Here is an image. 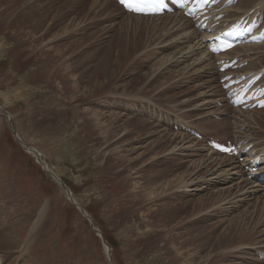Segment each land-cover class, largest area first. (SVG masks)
Segmentation results:
<instances>
[{"label": "rangeland", "instance_id": "374dc122", "mask_svg": "<svg viewBox=\"0 0 264 264\" xmlns=\"http://www.w3.org/2000/svg\"><path fill=\"white\" fill-rule=\"evenodd\" d=\"M92 2L0 0V100L20 137L112 241L113 264H264L254 259L264 223L254 244H238L242 232L227 228L253 225L264 190L251 183L240 200L219 197L253 180L206 145L212 136L264 143V109L242 115L225 103L213 58L208 76L198 74L204 55L193 24L164 35V22L173 26L164 16L143 20L159 32L132 34L122 10ZM261 50L245 72L264 67ZM172 121L204 138L174 141L185 132ZM209 159L218 164L209 179L191 173ZM44 168L0 105V264H110L89 220Z\"/></svg>", "mask_w": 264, "mask_h": 264}, {"label": "bare ground", "instance_id": "6f19581e", "mask_svg": "<svg viewBox=\"0 0 264 264\" xmlns=\"http://www.w3.org/2000/svg\"><path fill=\"white\" fill-rule=\"evenodd\" d=\"M82 1V0H81ZM87 1V0H86ZM247 1H249V2H247V3H243V2H245V0H239L238 1V3L236 4V5H234L233 7H230L227 11L229 12V14H228V18L227 19H224V20H222V21H225V20H230V21H233L234 19H236L237 17H239V16H241L242 14H245V13H248L252 8H254V7H257V6H260L259 7V10H261L263 13H264V4H261V3H264V2H262L263 0H261L260 2V4L258 3L259 2V0H247ZM92 4L93 5H95V4H98L99 6H101V7H105L106 8V6H109V5H113L115 8H118V9H120V10H122L125 14H126V17L124 18V22L127 24V25H129L130 23H131V21H134L135 23L134 24H131L132 25V27H131V30L130 31H132L133 33L132 34H136V33H139V32H141V31H148V33L149 32H159V31H157V25L158 24H155V25H151V24H147V21L145 22V21H143V20H146V19H155V18H162V17H164L165 16V18L166 17H168V19H170L171 20V22L173 23V26L172 27H167V21H165L164 22V26L162 27V29H161V31H165V33H164V35L167 33H170L171 32V30H172V28H177V31H175L176 33L178 32V31H184V30H187L188 28H191L192 27V21L189 19V18H187V17H185L183 14H181V13H176V14H165V15H150V16H147V15H137V14H133V13H130V12H127V11H125L124 9H123V7L119 4V3H117V1L116 0H93V2H92ZM98 6V7H99ZM100 9V8H99ZM145 23V24H142V23ZM170 22V21H169ZM168 22V23H169ZM169 24H171V23H169ZM126 25V27H130V26H127ZM128 30V29H127ZM194 33H192V34H195V35H198L199 34V31L195 28L194 30ZM163 33V32H162ZM161 33V34H162ZM190 33V32H189ZM191 34V33H190ZM173 35V34H172ZM163 36V35H162ZM170 36V35H169ZM179 36V35H178ZM179 38V37H178ZM189 37L187 36V37H183V41L182 40H180V41H182L183 43H185V42H188L189 41ZM199 43H200V46H202V51H201V53H202V55H204V56H201V57H203L202 58V63L204 64V66H205V68H204V70L201 72V73H198L199 75L201 74V75H203V76H208V74H209V71H210V69L208 70L207 68H206V66H207V64H208V62H206L205 63V61L207 60V59H209L210 61H211V58H214L215 60L213 61V63L212 64H210L212 67H213V69H214V72H216V75L220 78L221 76H222V73H220L219 71H218V67L216 66V64H215V62H216V58L212 55V54H210V53H208V50H207V45H206V42H205V40H204V38H203V36L202 37H200L199 38V41H198ZM164 43V42H163ZM171 46H169V47H172V46H174V44H170ZM166 46V45H165ZM185 47H187V46H185ZM261 49H264V43H261V44H252L251 46L249 45H245V46H238L237 48H235L234 50H232V51H229L226 55H224L225 57H228V58H230V59H233V58H240V60H241V62H244V61H246V60H249V62H251L253 59H256V58H258V57H260L261 55H258V54H260V53H262V50ZM253 50V51H252ZM120 51H122L123 52V54L126 56V53H127V51L125 50V49H123V46H122V48L120 49ZM264 52V51H263ZM182 52H181V50L177 53V54H181ZM264 54V53H263ZM175 55V54H174ZM174 57H176V55L174 56ZM117 59V58H116ZM123 59H125V57L123 56ZM244 59V60H243ZM178 60V59H177ZM176 60V62H178ZM181 61V60H180ZM123 62V61H122ZM176 62H175V64H176ZM109 63V62H108ZM121 63V62H120ZM124 64V63H123ZM112 65V64H111ZM116 65V64H115ZM216 66V68H217V70L215 69V66ZM202 67V66H201ZM203 68V67H202ZM248 68V69H247ZM245 69H247L248 71H250V66H247L246 68H244V69H242V70H240V71H242V72H245ZM252 69H255V68H252ZM260 69H258V70H254V71H259ZM245 73H248V72H245ZM192 74V73H191ZM191 76V75H190ZM193 76V75H192ZM198 76V75H197ZM217 76H216V78H217ZM190 79V78H189ZM214 79V78H213ZM212 79V80H213ZM210 80V79H209ZM207 82H209V81H207ZM203 84V83H202ZM200 85V84H199ZM199 85H197V86H199ZM203 86V85H202ZM208 87H210V86H208ZM199 88V87H198ZM196 89H197V87H196ZM200 89V88H199ZM192 91V90H191ZM211 92V91H210ZM213 92H211V94H212ZM209 94V93H208ZM200 95V94H199ZM203 96V95H202ZM206 96V95H205ZM212 100V102H218L220 99H215V100H213V99H211ZM211 102V103H212ZM187 104V103H186ZM205 105H207V103L206 104H204V106ZM231 107V106H230ZM232 108V107H231ZM200 109V108H199ZM235 111H237L238 113H241L242 115H244V114H250V113H252V112H254V111H258V110H254V111H245V112H241L239 109H236V108H233ZM213 110V109H212ZM262 110V109H261ZM8 113V112H7ZM9 114V113H8ZM10 115V114H9ZM250 116V115H249ZM229 122V121H228ZM260 122V121H259ZM172 123H173V126L174 125H180L181 126V124L183 123V122H174V121H172ZM252 123V122H251ZM196 129V128H195ZM200 132V131H199ZM263 136H264V133L262 134ZM20 136V135H19ZM176 137H174L175 139H173L174 141L176 140V142L178 141V142H180V143H182V142H184L185 141V136L186 137H188V138H190V136H189V134L187 135V134H185V133H181L180 134V136H178V135H175ZM164 137V136H163ZM161 138V137H160ZM163 139H165V138H163ZM162 138L160 139V142L161 141H164ZM178 139V140H177ZM191 139V138H190ZM240 140H243L242 138L240 139ZM246 140V139H245ZM254 141L256 140V138H254L253 139ZM253 140H249L248 141V145H250L252 142L251 141H253ZM258 140V139H257ZM260 140V139H259ZM173 141V142H174ZM21 142V141H20ZM157 142V141H156ZM159 142V143H160ZM254 149H257V151H258V153H261V152H264V148L263 147H260V146H262L264 143H262L261 141H257V143L256 142H254ZM141 147V146H140ZM181 147H183V144H182V146ZM184 148V147H183ZM210 148V147H209ZM151 149V148H150ZM253 150V149H252ZM34 154H36V158L38 157V155H39V153H37V151L34 153ZM40 156V155H39ZM228 158V159H227ZM223 160H226L227 161V163H226V165L228 164V162H231V164L230 165H232L233 166V168H234V172L233 173H235L236 175L239 173V174H244V171H243V168H241V169H239V170H237V169H235L236 167H239V166H236V163H235V159L233 158V157H228V156H225V158L223 159ZM261 160H264V156H262V158H261ZM215 160H207V161H205L204 163H203V165L205 164L206 165V169L204 170V171H201V170H197L198 169V167H199V164L198 165H195V168L192 170V172L191 173H194L195 175L197 174V177H202L203 179H206L207 178V174L208 173H210L214 168H216L217 167V165L218 164H216V162H214ZM220 162V161H219ZM221 165L222 164H224V162H222V163H220ZM45 165L46 166H43V167H47V168H49L48 166H47V164L45 163ZM252 166V165H251ZM223 167V166H222ZM225 167V166H224ZM50 169V168H49ZM52 170V169H51ZM224 170H226V169H224ZM231 170H232V168H231ZM228 171V170H227ZM224 172H226V171H224ZM230 172V171H229ZM215 172H212V174H214ZM221 174V173H220ZM219 174V175H220ZM232 174V173H231ZM247 176L250 174V173H245ZM200 178H199V180H200ZM191 179V178H190ZM202 179V180H203ZM207 179H209V178H207ZM194 180V179H193ZM211 180V179H210ZM244 180V179H243ZM255 180L256 181H253V182H251V181H248V179H245V181H243L244 183H245V185H243V186H241L240 185V187H239V189L235 192V193H232V191H226V189L221 193L220 192V194H219V197H222V196H224V197H229V196H232V195H236V196H234V199H238V200H240V199H242V197L244 198V197H246V196H249L251 193H249V191L247 190V189H245V187H246V185H250L251 183H253L252 185H251V187H256L255 189H253V191H263L264 190V187H263V185L262 184H260L259 182H257V181H259V179H257V178H255ZM203 181H205V180H203ZM206 182V181H205ZM255 182H256V184H255ZM66 184H65V187H63V190L64 191H68V190H66ZM69 190H70V188H69ZM71 192V191H70ZM69 191H68V193H69V195L71 196L72 194L70 193ZM264 199V198H263ZM223 200V199H222ZM254 213V212H253ZM256 213H257V216L256 217H254V219L253 220H255V222L253 223V225H251V226H249V225H247V226H242V223H241V221L239 222H237V221H235V222H233V223H230L228 226H227V228L229 229V231H232L233 230V232L235 233H238V234H240V231L242 232V239H240V240H238V242H240V243H238V244H243L244 242H249L250 244H254L255 242H253V240H256L257 239V237L255 236V237H252L253 235H255L256 234V232L257 231H255V227H256V225L258 224V223H264V213L263 214H261V211H260V208L259 209H257L256 210ZM251 216H252V214H251ZM250 216V217H251ZM250 219V218H249ZM5 223V222H4ZM241 223V224H240ZM244 223V222H243ZM264 230V229H263ZM182 236V235H181ZM259 237V236H258ZM245 239H247V241H245ZM184 242L186 243V244H189L186 240H184ZM245 243V244H246ZM258 243V242H257ZM238 244H236V245H238ZM233 245V244H232ZM180 247V246H179ZM183 247V246H182ZM236 247H238V246H235V248ZM185 248V247H184ZM255 248H257V247H255ZM180 249V248H179ZM231 251V250H230ZM230 251H224V253H225V255L226 256H229V254L231 253L232 254V252H233V250H232V252H230ZM244 251V250H243ZM179 252V251H178ZM230 252V253H229ZM261 252H263L264 253V249L261 251ZM192 253V252H191ZM181 254H183V253H181ZM189 255V254H188ZM224 255V256H225ZM182 256V255H181ZM181 256H179V254H177V259H180V257ZM254 257V256H253ZM182 258V257H181ZM188 258H191V260H193L194 261V259H196L195 258V255H194V253L193 254H190V256L188 257ZM254 259H255V262H260V258H258V256H256V258L254 257ZM260 259V260H259ZM18 262V261H17ZM20 262V261H19ZM2 263H4V261L2 260ZM189 263V262H188ZM191 263V262H190ZM31 264H34V262H32ZM182 264V263H181ZM183 264H185V263H183Z\"/></svg>", "mask_w": 264, "mask_h": 264}, {"label": "water", "instance_id": "95a60500", "mask_svg": "<svg viewBox=\"0 0 264 264\" xmlns=\"http://www.w3.org/2000/svg\"><path fill=\"white\" fill-rule=\"evenodd\" d=\"M0 105H1V107L3 108V110L7 113L8 111L5 109V107H4V104L1 102V100H0ZM9 119H10V129L14 132V135H15V137H16V139L18 140V141H21V144L26 148V150L28 151V152H30V153H35L36 152V149H35V147H33V146H31V145H29V144H27V143H25L23 140H22V138L19 136V134H18V131H17V129H16V127L14 126V124H13V121H12V119H11V116L9 115ZM35 156H36V154H35ZM36 160L38 161V163H40L41 165H43V166H46L45 165V160H43V158L41 157V156H39L38 155V157L36 158ZM44 170L46 171V172H48L55 180H57L58 181V183H59V185H60V187H61V189L63 188V187H65V182L53 171V170H51V169H49V168H47V167H45L44 168ZM66 190H68L69 192H70V190H69V187H66ZM71 193V192H70ZM72 194V193H71ZM69 197H70V199H71V202H72V204L73 205H75L80 211H81V213L83 214V216L86 218V219H88L89 220V222H90V226H91V228L94 230V232L96 233V235L97 236H99L100 237V239L102 240V243H103V245H104V247H105V251H106V253H107V256H108V259H109V261H110V264H113V255H112V246H111V244L107 241V239L105 238V236H104V234H103V232H102V230L100 229V228H98L96 225H95V222H94V219H93V217L88 213V211L84 208V206L80 203V202H78L77 200H76V198L74 197V195L72 194L71 196L69 195Z\"/></svg>", "mask_w": 264, "mask_h": 264}, {"label": "snow or ice", "instance_id": "6c2138e0", "mask_svg": "<svg viewBox=\"0 0 264 264\" xmlns=\"http://www.w3.org/2000/svg\"><path fill=\"white\" fill-rule=\"evenodd\" d=\"M120 3L133 11L136 12L148 11L153 14L162 12L166 7L165 0H120ZM228 47H231V45H228ZM213 51H216V49H213ZM261 106H264V104H262ZM223 150H228V149H223Z\"/></svg>", "mask_w": 264, "mask_h": 264}, {"label": "trees", "instance_id": "16d2710c", "mask_svg": "<svg viewBox=\"0 0 264 264\" xmlns=\"http://www.w3.org/2000/svg\"><path fill=\"white\" fill-rule=\"evenodd\" d=\"M106 239L113 245L112 241L109 240V238H107V236L105 235Z\"/></svg>", "mask_w": 264, "mask_h": 264}]
</instances>
